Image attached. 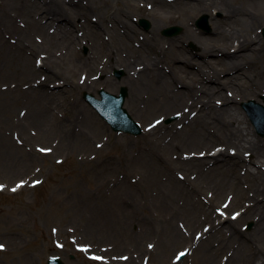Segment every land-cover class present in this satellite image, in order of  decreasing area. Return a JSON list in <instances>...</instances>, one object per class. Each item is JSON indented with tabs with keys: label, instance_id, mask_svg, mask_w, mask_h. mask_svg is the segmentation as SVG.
<instances>
[{
	"label": "rangeland",
	"instance_id": "rangeland-1",
	"mask_svg": "<svg viewBox=\"0 0 264 264\" xmlns=\"http://www.w3.org/2000/svg\"><path fill=\"white\" fill-rule=\"evenodd\" d=\"M222 1L227 6L226 15L219 9L181 12L185 19L189 17L190 27L200 32L190 38L185 34L186 23L182 17H169L176 10L169 15L168 12L159 14L148 2L144 4V0H83L87 16L99 13L94 14L95 19L100 21L101 17L115 23L119 33L114 34L113 23L104 20L106 29L99 33L104 42L96 37V47L91 48L76 31L78 28L71 27L72 35L77 38L71 49L69 41H56L60 38L54 37V25H44L48 18L39 21L35 11L30 10L38 6L42 14L48 7L73 8V3L68 0H0V245H3L0 264H46L50 255L60 256L65 264H145L147 260V264H154L149 260L160 253V247H164V251L171 250L155 264H172L171 256L175 260L177 252L185 248L186 255L173 264H205L206 256L202 254L203 262H197L199 244L218 250L226 242L232 244L233 231L247 237L251 254L264 255V241L259 243L252 239L254 232V237L264 236V229L254 225L258 213L264 221V207L260 211L252 204L245 208L249 204L247 195L251 197L255 187H264V165L259 171L254 170L247 181L241 165L213 162L212 151L194 148L187 142L184 136L187 125L183 120L188 116H180L181 106L199 97L200 85L191 71L196 72L195 62L200 61L196 53L204 41L199 37H209L212 33V16L222 22L231 36L249 34L264 43L261 31L264 0ZM241 8L246 9L247 17L253 16L250 25L235 22L242 16ZM29 12L30 17H23ZM202 16L206 28L195 25ZM140 18L149 22L146 29L138 24ZM153 20L164 24L156 30L159 51L151 56L161 67V76L159 71L153 75L163 85L162 90L154 89L152 84L149 88L136 83L132 89L134 96H131L125 75L127 68L113 65L108 52L149 53L141 43L151 37ZM62 21L59 16V23ZM122 21H126L128 28L121 27ZM170 26H179L180 30L166 36L163 30ZM229 27H233L232 32ZM127 34L128 38L122 37ZM171 39H176L175 45ZM46 42L56 44L51 53L47 52L48 56ZM189 55L195 61L192 66H185L181 57ZM215 56H219V51L208 58L214 61ZM260 58L264 61L263 57H256L249 64L256 81L239 83L243 90L252 92L241 95L227 86L212 103L217 108L229 104L231 113L223 118L239 122L249 138L259 139L264 144V136L256 134L240 105L248 99L264 101V62ZM27 64L32 67L30 74L24 71ZM208 64H203L201 69H209L211 62ZM33 67L38 69L36 75ZM184 67H187L186 74L192 75L190 85L196 84L194 92L184 96L180 105L161 109L155 102L163 97L169 99L168 94H179L185 89V85L171 82L175 77L176 81H182L186 75ZM114 70H121L119 78ZM162 72L168 73V77L173 74L168 82ZM88 78L94 81L84 84ZM72 80L78 86H72ZM101 87L111 92L126 87L123 106L141 126L140 134L113 131L84 101L83 91L97 95ZM228 97L231 101L225 102ZM216 116L213 113L198 120L201 134L212 135L213 141L230 132L226 122L214 121ZM150 124L158 126L149 127ZM213 168L222 177L228 170L230 176L241 177L239 188L243 195L233 201L234 192L226 190L216 198L213 187L208 186V181L217 176L212 173ZM18 184L21 186L17 187ZM228 198L230 204L225 209L222 205ZM216 209L237 216L224 220L217 228V219L224 217H219ZM187 210L188 218L194 212L197 216L193 225L185 219ZM247 212H250L249 217ZM177 235L181 240L171 239ZM136 242L144 251L141 256ZM231 253L228 247L218 252L214 258L216 264L227 263L232 258Z\"/></svg>",
	"mask_w": 264,
	"mask_h": 264
},
{
	"label": "bare ground",
	"instance_id": "bare-ground-1",
	"mask_svg": "<svg viewBox=\"0 0 264 264\" xmlns=\"http://www.w3.org/2000/svg\"><path fill=\"white\" fill-rule=\"evenodd\" d=\"M68 2L73 3V8L61 9L58 6L48 7V10H46V12L39 14V12H42V9H39L37 6L36 10H30V12L35 11L39 21H45L48 18L46 23L44 22V25H46L47 23H51V25H54V28L56 30L54 37L60 38L56 41L60 43H62V40L69 41L71 43V49L77 43V38L74 37L70 31L71 27H74V29L78 28V30L76 31L80 32L82 39L86 43H88L91 48L93 46L96 47V37H98L99 41H103L101 40L99 33L100 31H105L106 29V27L104 26V20L108 24H112L113 22L101 17L100 21L98 19H95L94 16H97L99 13H94L95 15L91 14L87 16V13H84V10H86V6H84L85 4L83 0H68ZM138 2L140 4H143L141 1ZM147 2L149 3V6L153 9H156L159 14L168 12L169 15V12L176 10L174 14L169 15L170 18L177 16L182 17L184 14H181V12L188 13L197 10L212 12V10L219 9V12L222 11L223 15L227 14V12L225 11L227 9V6L222 0H144V4ZM94 8L98 12L97 7ZM238 8L240 7H237V9ZM239 11L242 12V16L236 18L235 22L243 21L246 25H250V19H253V16L247 17L245 8H241V10ZM30 12L28 13V15H24L23 17H25L26 19L27 16L30 17L32 15ZM59 16L61 19H63L62 23H59ZM211 18L213 19L212 33L209 37H199V39L204 41V44H201L200 51L196 53L197 56H199L198 58L200 59V61L195 62L197 64V67L195 69L196 72L191 71L194 75L197 76V84L200 85V91L198 94L199 97L198 99L196 97H193L190 102H186L187 104H183L181 106L182 114H185L186 116H195L193 118H189L187 121L183 120V122H185L187 125L185 132L186 134L184 136L187 138V142L194 145V148L201 147L207 152L212 151L213 162H219L220 165L233 164L237 167L240 165L244 167V174L246 175V180L249 181L250 176H253L255 173L254 170L259 171L258 169L261 168L262 165H264V147L262 146L263 143L261 144V140L259 139H255L252 137L249 138V136L244 132L239 122L235 121L234 123V121L232 120H225L223 118V115L231 113V108H229V104L217 108V105L213 104L212 101L215 100L214 97L216 95L221 94V89H224L227 86H231L241 95L246 94L247 92H252V90L250 89L243 90V87L241 88V86H239V83H245L247 82V80L250 79H253V82L256 81L255 73L249 69V64L256 57H263L264 59V43H261V41L255 39V36L249 34L247 36L237 35L233 37L228 34L227 29L223 26L222 22L219 21L218 18H214L213 16ZM181 19L186 23V26L183 27L187 37L194 38L195 35L200 33L190 27V23L188 22L189 17L188 19H185V17H182ZM71 22L73 23V25ZM121 23H123V25L121 24L122 28H128L126 21H122ZM114 24L115 23L111 25V31L114 34L119 33L118 29L115 27ZM163 26L164 24L158 23L157 21L153 20L154 30L151 37L149 39L145 38V40L141 43V47L150 50H148L149 53L147 54L142 55L135 52L134 55H120L115 50H113L112 52H110L111 50H109L108 52V58L110 59V62L113 65L116 63L124 65L127 68V72L125 75L126 81L128 82L127 87L128 89H130L128 91L131 96H134L132 89L136 83L146 85V87L149 88V85L152 84L154 86V89L160 88V90H162L161 87L163 85H161V82L155 78V75H153L155 71H159L158 73L160 75L161 67H159L158 65V60L156 58H152L151 56L159 51V48H156L157 45H159V39L156 30L160 29ZM124 29L122 33L123 35H126ZM232 29L233 27H229L230 32H232ZM108 30L109 35L111 36V31L110 29ZM105 33L106 32H104V34ZM129 36L130 35L127 34V36L122 37L128 38ZM170 42L175 45L176 39H171ZM46 43H48L49 46L47 47V49H45V52L51 53L53 51L52 48L56 46V44H50V42ZM37 45L38 44H36L35 47ZM214 51H219V56H215V60L213 61L208 58V55L214 54ZM91 54L94 56L93 53ZM96 58L98 57L96 56ZM181 60H183L185 66H192V63L195 61V58L189 55L185 57L182 56ZM208 62H211V66H209V69L202 70V65H209ZM93 63L94 57L92 58V65ZM186 68L187 67H184L182 69L184 71V75L188 73V71H186ZM178 69H180V67H178ZM262 69L264 71V66ZM24 71L26 74H30L32 72V67H29L27 64L24 66ZM33 71L36 75L38 69L36 67H33ZM162 73V76H164L167 80L166 82H168L173 75L171 73L169 75L170 77H168V73ZM191 76L192 75L186 74L180 82L176 81L177 77L172 78V83L175 82L176 84H183L185 85V89L180 90L179 94H168L169 99L163 97L162 99H160L161 101L158 100L157 102H155V105L160 106L161 109L167 110L168 108H173L174 106L180 105L184 96L187 97L194 92L196 84L194 83L193 85H190V83H193V79ZM91 82L92 78H88L84 83L90 84ZM75 85L78 86L72 80V86ZM231 99L232 98L228 97L225 99V102L231 101ZM213 113L217 114L216 119H214V121L226 122L227 127L230 128V132L224 133L222 135L223 137H218L215 141H213L212 135L207 134L206 136L203 133L201 134L200 131H202V127L198 121L201 118H204L205 116H211ZM214 124L217 125V123ZM262 141H264V139ZM172 145L173 147L175 146V144ZM63 149L67 148L63 147ZM231 150H233V152H231ZM253 166L256 169H254ZM212 173L217 174L216 177L219 178L216 179L215 177L212 181H208V186L213 187V194L216 195V198L219 197L226 190L234 192V197L233 195L231 197V199H234L233 201L237 200V197L239 198L241 197V195H243V191L239 188V184L242 179L241 177L237 175L233 177L230 176L229 170L228 173L225 174L224 177H222V175L216 168H213ZM220 178L222 179L220 180ZM253 191L254 194H252L251 197L250 194L247 195L248 197L246 200L250 203L247 207H250V205L252 204L253 206H256L257 211H260L261 207H264V187H255ZM251 200L253 201V203ZM188 213L189 212L187 210L184 214L186 217L185 219L188 221V223L193 225L192 221L195 220L197 216L194 212V214L190 218H188ZM247 215L249 217L250 212H247ZM258 216L259 218L257 220H254V225L255 227H258V229H264V221H262V216L260 213H258ZM254 234L252 236V239H255L254 241L259 240V243H261V240L264 241L263 235L254 237ZM232 236L235 238H233L234 240L232 244L229 245V242H226L218 250L215 248L211 249L209 246L206 247L202 244H199V246L197 247V262H203V259L201 258L202 254L203 256H206L205 264H216L214 258L216 257L218 252H222L226 247H228V250L230 249L232 251L230 255L232 258L230 257L231 259L229 258L230 260H228L225 264H264V255L256 256L255 253L251 254L249 252L247 237L244 236L243 233L233 231ZM132 239L134 240V236ZM171 239L181 240V237L177 235ZM135 245L137 247V250L139 251V256L143 255L144 251L142 250L141 245L138 242H136ZM170 250L164 251V247H160V253L155 254L153 258L149 260V262H153L154 264L157 263V261L163 259L166 256L167 252H169ZM152 253L153 252H151L150 255H152ZM170 262L172 264L176 263V261L173 259V255L170 258Z\"/></svg>",
	"mask_w": 264,
	"mask_h": 264
},
{
	"label": "snow or ice",
	"instance_id": "snow-or-ice-1",
	"mask_svg": "<svg viewBox=\"0 0 264 264\" xmlns=\"http://www.w3.org/2000/svg\"><path fill=\"white\" fill-rule=\"evenodd\" d=\"M156 123L158 124V123H160V121H156ZM35 183H39V182L36 181ZM21 184H23V181H21ZM21 184H18L17 187H20ZM0 187H2V186H0ZM13 191H15V189H13ZM0 248H3V245H0ZM183 255H184V253H180L179 256L177 257V259H179L180 256H183ZM95 259L100 260V259H102V257H95Z\"/></svg>",
	"mask_w": 264,
	"mask_h": 264
},
{
	"label": "water",
	"instance_id": "water-1",
	"mask_svg": "<svg viewBox=\"0 0 264 264\" xmlns=\"http://www.w3.org/2000/svg\"><path fill=\"white\" fill-rule=\"evenodd\" d=\"M103 95L105 94L104 92H101ZM108 97V99H110V98H113L112 96H107ZM113 101H116V100H113ZM119 104V103H118ZM118 110L120 111V109L118 108ZM122 123H124V122H122ZM262 127L260 128V130H261V132H263V129H264V114H263V123H261L260 124ZM124 126L126 127V128H128V129H131V127L130 126H127L126 124H124Z\"/></svg>",
	"mask_w": 264,
	"mask_h": 264
}]
</instances>
